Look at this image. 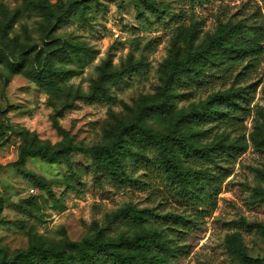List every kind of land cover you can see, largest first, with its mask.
I'll return each mask as SVG.
<instances>
[{
	"label": "rangeland",
	"instance_id": "rangeland-1",
	"mask_svg": "<svg viewBox=\"0 0 264 264\" xmlns=\"http://www.w3.org/2000/svg\"><path fill=\"white\" fill-rule=\"evenodd\" d=\"M31 1L46 4L50 11L34 7ZM68 1L0 0L2 252L10 256L25 249L34 236L57 246L66 240L80 241L103 229L115 213L134 206L170 211L187 219L176 226L177 252L169 264H235L228 245L239 233L247 256L264 259V199L255 192L264 187V0H201L196 4L156 0L167 6V12L157 16L145 10L155 23L139 32L132 28L137 6L143 9L140 0H90L86 28L69 25L54 32L55 16ZM196 19L202 32L190 38V25ZM219 20L246 24L253 33L249 46L236 56L212 49L209 67L179 87L173 105L164 104L172 63L207 43L217 32ZM137 36L150 38L146 51L130 50L128 41ZM48 38L53 41L49 64L61 72L51 88L32 79L38 63L35 52ZM116 40L124 44L113 50L112 69L130 62L141 73L110 86L103 78L109 68L110 45ZM61 41L68 43L67 49H57ZM202 61L191 63L200 67ZM16 66H21L20 73H13ZM226 91L236 94L230 102L222 98L217 102L226 113L208 121L197 134L176 119L177 111L208 107L213 92ZM94 93L96 97L86 98ZM143 106L151 107L144 123L157 132H188L199 145H217L224 138L231 145L230 155L219 153L214 161L191 160L200 161L212 175L213 192L205 200L182 199L157 169L141 165L136 174H143L145 184L137 188L109 184L101 188L91 182L90 172H82L75 185L63 163H47L40 157L25 160L27 176L12 165L22 145L61 140L86 147L108 144L115 139L119 124L129 123ZM70 159L90 164L88 155L72 153ZM35 176L43 181L42 187ZM242 221L252 226L246 228ZM139 233L137 227L130 238ZM105 240L111 247L119 246L118 235Z\"/></svg>",
	"mask_w": 264,
	"mask_h": 264
},
{
	"label": "trees",
	"instance_id": "trees-1",
	"mask_svg": "<svg viewBox=\"0 0 264 264\" xmlns=\"http://www.w3.org/2000/svg\"><path fill=\"white\" fill-rule=\"evenodd\" d=\"M196 4L201 0H188ZM34 7H44L50 11L46 4L40 5L31 1ZM143 9L137 6L136 26L132 31L149 30L155 23L151 22L145 10L161 16L167 12V6L156 0H140ZM90 0H69L66 6L58 10L55 16L52 29L58 32L60 28L69 25H76L86 28ZM202 32L198 19L193 20L190 25V38L197 37ZM253 33L246 24L235 25L219 20L217 32L210 40L198 50L189 52L186 57L173 62L167 76L164 93V104L170 102L173 105L178 97L179 87L188 81L201 75L212 60L208 57L210 51L221 50L230 55H239L249 46ZM49 39V38H48ZM60 40V39H59ZM132 52H143L150 46V38L137 36L128 41ZM124 42L115 41L110 45L109 68L105 70L104 81L110 86H117L126 82L135 75H139L141 68L132 65L130 62L119 68L112 69L111 57L113 50L122 46ZM42 48L35 52L38 60L32 79L47 88H51L57 81L61 72L53 68L48 61V51L53 45L52 38L44 41ZM118 45V46H116ZM39 47V46H38ZM68 43L61 41L57 49H67ZM74 50V45L69 46ZM54 51V50H52ZM203 59L200 67L191 63L193 60ZM21 66L14 67L13 73H20ZM2 76V82L5 83ZM235 93L229 91L213 92L210 96L211 102L208 107H198L188 112L177 111L176 119L186 124L189 129L197 134L201 128L211 119H221L226 113L219 110L217 102H230ZM96 97L95 93L90 97ZM78 98H83L78 96ZM151 107L143 106L129 123L121 122L118 126L115 139L108 144L83 146L69 141H58L55 144L40 142L37 144L22 145L19 149L15 162L12 163L22 175H30V172L23 167L28 157H40L47 163H63L67 172L73 177L75 185L80 183V174L90 172L91 182L103 188L105 184L117 188L139 187L145 184L143 174H136L141 165L157 169L165 182L175 189L176 194L182 199H188L198 203V200H205L209 197L214 188L212 175L203 167L201 160L214 161L219 153L230 155L231 145L224 142V138L217 141V145H199L190 140L188 132L178 134L175 130L160 133L148 127L144 123V117L149 113ZM224 137L223 135H221ZM72 153H80L90 157V164L84 166L73 162L70 159ZM192 158L200 160L197 163L191 162ZM38 187L43 186V181L35 176ZM264 199V187L255 189ZM186 222L182 214L170 211L160 212L156 209H142L134 206L115 213L107 225L96 234L85 236L80 241H64L57 246L45 242L41 237L34 236L25 249H18L10 256H7L0 248V264H169L171 257L177 252L176 241L173 236L177 231L176 226ZM242 225L250 228L252 225L242 221ZM138 224V225H137ZM139 227L141 233L130 238L132 231ZM118 235V247L109 245L105 237ZM169 234L170 236H167ZM228 250L231 259L235 264H264V259L248 257L242 237L235 234L230 240Z\"/></svg>",
	"mask_w": 264,
	"mask_h": 264
},
{
	"label": "built area",
	"instance_id": "built-area-1",
	"mask_svg": "<svg viewBox=\"0 0 264 264\" xmlns=\"http://www.w3.org/2000/svg\"><path fill=\"white\" fill-rule=\"evenodd\" d=\"M114 36L117 37L118 36V33L114 30ZM33 189H31L32 191Z\"/></svg>",
	"mask_w": 264,
	"mask_h": 264
}]
</instances>
